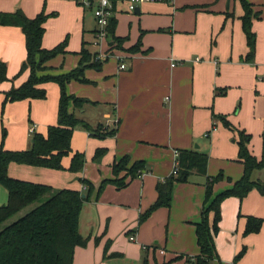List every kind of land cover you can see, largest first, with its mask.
<instances>
[{"label":"crops","instance_id":"1","mask_svg":"<svg viewBox=\"0 0 264 264\" xmlns=\"http://www.w3.org/2000/svg\"><path fill=\"white\" fill-rule=\"evenodd\" d=\"M246 1L260 14L253 20L256 49L250 62L243 60L249 47L240 0H157L137 6L116 3L115 35L124 40L123 49H113L101 67L87 69L88 83L72 81L67 85L68 94L88 101L79 116L92 126L117 127L115 136L98 139L77 128L72 150L86 156L85 167L77 174L68 171L72 155L63 160L64 171L10 165L9 175L15 179L71 189L83 196L88 186L81 180L93 185L80 216V233L90 241L86 247L76 248L74 264H144L145 259L148 264H191L186 259L195 261L200 254L196 225L205 206L207 178L224 175L214 185L216 196L244 174L238 158V131L251 136V154L258 160L262 157L264 0ZM17 9L28 18L42 12L50 16L44 25V49L67 42V54L47 64L52 67L50 74L74 70L83 48L92 55L99 53L94 44L97 23L92 10L67 0H0V13ZM139 41L140 48L129 51ZM111 44L110 38L104 50ZM26 56L21 29L0 25V62L7 64L10 79L0 83V148L6 129L4 147L10 151L31 148L32 128L46 135L48 128L58 123L60 87L55 83L40 86L47 91L45 100L9 103L3 110L5 92L29 77L25 72L14 79ZM123 64L125 69H121ZM221 89H227L225 95L217 94ZM215 115L226 116L236 131L226 128ZM98 149L108 152L94 160ZM183 150L208 156L207 175L193 172L187 182L176 184L171 206L157 209L139 224L158 199V183L174 173L177 154ZM126 156L131 160L128 170L137 162L145 167L134 177L124 170L118 179L126 184L119 188L113 165ZM255 178L264 180V171L256 172ZM8 198V191L0 185V207ZM221 213L215 237L218 260L208 264H232L244 248L246 253L238 264H264V223L260 232L245 235L249 217L264 220V195L253 189L243 200L227 198ZM108 241L107 257L117 256L104 258ZM180 256L183 259L173 261Z\"/></svg>","mask_w":264,"mask_h":264},{"label":"trees","instance_id":"2","mask_svg":"<svg viewBox=\"0 0 264 264\" xmlns=\"http://www.w3.org/2000/svg\"><path fill=\"white\" fill-rule=\"evenodd\" d=\"M240 1L244 9V15L241 17L242 26L249 47V52L243 60L250 62L256 49V34L252 29L253 20L258 18L260 14L255 12L253 6L246 0ZM49 17L45 12H42L35 18H28L21 9H17L13 13H0L1 26L18 27L25 36L27 56L14 79L20 78L25 72L29 73L28 79L21 86H13L8 92H5L3 110L9 103L24 100H45L47 91L40 87L44 84L55 83L60 87L58 123L50 126L46 135L33 130L30 149L22 151L6 150L4 142L7 132L6 129H3L0 148V185L8 191L9 198L8 202L0 207V226L42 198L49 197L38 207L0 231V264H74L76 248L86 247L90 241V237H84L80 233V216L84 203L94 191L92 184L87 180H81L83 184L88 186L85 196L81 192L71 189L56 190L48 185L11 177L9 175L10 165L18 164L64 171L66 169L63 160L72 155L68 171L77 174L83 171L86 156L84 153L73 152L72 150L71 144L75 130L82 128L90 136L98 139L115 136L117 132V127L114 129L105 124L92 126L81 118L79 111L85 107L88 101L67 92V85L72 81L89 82L85 77L87 69L102 66L103 62L97 59V54L92 55L83 48L80 53V62L74 70L60 75L49 73L52 67L47 64L57 56L67 54L66 41L53 49L42 47L46 32L44 25ZM116 26V20L112 19L109 25L111 43L115 42V44H112V50L116 48L123 49L124 40L116 37ZM139 48L140 41L136 47L129 49V51L133 52ZM6 81H10L7 75V64L0 62V83ZM226 92L227 89H221L217 94L225 95ZM214 118L220 119L229 130L236 131L226 116L215 115ZM238 135V158L244 165V174L230 189L216 196L213 194L214 185L223 180L224 175L220 174L216 177L207 178L205 206L201 214V220L196 225L200 254L194 258L195 261L192 258L186 259L187 263L208 264L218 260L215 237L220 230L221 205L227 198L235 197L243 200L253 189H257L264 195V180L255 178L256 172L264 171V144L262 157L258 160L249 150L251 136L244 131H238ZM107 152L106 149H98L95 152L94 160H100ZM130 161L129 156H126L113 165V174L116 177L114 182L119 188L124 187L126 183L124 179H118V177L124 170H128ZM208 161V156L198 151H179L176 159L177 172L173 173L164 182L158 183V199L140 217L139 224L143 223L157 209L171 206L176 184L187 182L193 172L207 175ZM144 167L143 162L134 163L129 168L127 176L134 177L138 175ZM106 183V181L103 182L100 188ZM211 214H213L212 220L210 219ZM263 223V219L249 217L245 235L260 232ZM110 246L111 241H108L105 246L104 258L117 256V254H111L107 257ZM245 253L246 248L234 258L232 264H238ZM180 259H183V257H176L173 261ZM144 264H148L147 259H145Z\"/></svg>","mask_w":264,"mask_h":264},{"label":"built area","instance_id":"3","mask_svg":"<svg viewBox=\"0 0 264 264\" xmlns=\"http://www.w3.org/2000/svg\"><path fill=\"white\" fill-rule=\"evenodd\" d=\"M72 1L82 7L83 9L92 10L94 17L97 23V30H96V41L95 46H97L100 51L97 54V59L101 61H106L112 56V44L109 49L104 50V46L108 47V40L110 39L109 36V25L112 19L115 18V5L116 3L123 2L128 3L131 6H137L144 3L154 2L157 0H67ZM172 66H175L173 64ZM126 65H121V69H125ZM34 128H32V131ZM178 156V154H177ZM177 172V162L175 164L174 173ZM131 241L135 240L134 236L130 237Z\"/></svg>","mask_w":264,"mask_h":264},{"label":"rangeland","instance_id":"4","mask_svg":"<svg viewBox=\"0 0 264 264\" xmlns=\"http://www.w3.org/2000/svg\"><path fill=\"white\" fill-rule=\"evenodd\" d=\"M95 50V48L93 47V51ZM57 190V189H56ZM59 190V189H58ZM49 196H46L44 198H42L40 201L36 202L35 204H33L32 206L28 207L27 209H25L24 211H22L21 213H19L18 215H16L14 218L10 219L9 221H7L6 223L2 224L0 226V231L2 229H4L7 225L17 221L19 218H21L22 216H24L25 214L29 213L31 210L35 209L36 207H38L40 204H42L43 202H45L47 200Z\"/></svg>","mask_w":264,"mask_h":264},{"label":"water","instance_id":"5","mask_svg":"<svg viewBox=\"0 0 264 264\" xmlns=\"http://www.w3.org/2000/svg\"><path fill=\"white\" fill-rule=\"evenodd\" d=\"M138 10V9H137Z\"/></svg>","mask_w":264,"mask_h":264}]
</instances>
